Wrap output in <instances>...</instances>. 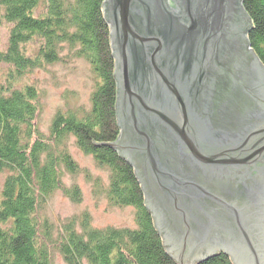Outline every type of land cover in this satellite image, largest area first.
Wrapping results in <instances>:
<instances>
[{"label":"water","instance_id":"1","mask_svg":"<svg viewBox=\"0 0 264 264\" xmlns=\"http://www.w3.org/2000/svg\"><path fill=\"white\" fill-rule=\"evenodd\" d=\"M102 12L119 118L106 144L133 167L164 249L177 264L221 251L264 264V62L241 0H103Z\"/></svg>","mask_w":264,"mask_h":264},{"label":"trees","instance_id":"2","mask_svg":"<svg viewBox=\"0 0 264 264\" xmlns=\"http://www.w3.org/2000/svg\"><path fill=\"white\" fill-rule=\"evenodd\" d=\"M44 1L49 4L48 12L46 11L48 14L43 12L46 16L41 19L42 16L35 15L36 11L40 10L39 0H0V17L4 18L5 16L4 20L16 23V27L12 29L11 45H8L6 51L0 49V63L14 64L17 71L20 72L31 69L26 62L33 64L32 62H36V60L27 59L24 56L25 50L21 51L30 37L45 39H42L44 50H40V55L44 57L37 60L38 62L41 60L49 63L57 61L59 53L56 45L58 46L59 42H75L80 44L81 48L84 44L92 42L93 45L98 46L101 52H106L104 55L107 57L106 64L111 60L108 47L109 35L104 29L106 22L102 12L103 0ZM74 1L78 2V7L75 6ZM247 2L251 5L255 14V22H257L256 28L251 32V39L256 46H262V53H264V0H247ZM3 7L7 9L4 16ZM94 54L101 53L95 51ZM101 62L105 63L104 60ZM106 70L105 76L108 77V81L97 93L96 98L102 100L105 98L104 95L109 97L103 99V104L96 102L98 115L94 116V122L81 121L76 116L58 119L55 122L56 130L54 129L52 138L47 141L46 138L39 137L38 142L30 149L29 139H32L35 134L32 121L36 108L33 103L29 104L30 100L35 97L33 88L27 89L26 92L19 90L20 92H16L17 97L10 100H0V131L2 133L0 137V175L8 167L11 168V171H15V174L5 179L3 185L0 198V220L8 219L12 215L16 225V236L11 237L10 232L9 236L0 233V264H49L38 253L39 243L37 245V240L40 239V227L36 223L37 221L28 216L34 206V196L32 189L26 191L25 184L31 186L30 183L33 181L37 182L38 179L54 176L53 167L57 166L55 162H59V160L56 161L52 156L53 153L48 150L55 149L60 145L57 141L63 139L67 131L73 133L78 131L79 142L85 144L89 150H101L103 162L111 164L113 168L116 165L119 169L117 172L122 168L123 162L116 152L108 145L106 146V142L116 138V131H113L110 126L112 115L108 118V111L103 106L104 102H111L110 96L113 97L115 93L112 75L108 73L111 69L107 65ZM103 109H105V113L99 115ZM99 140L103 141L102 144L96 145L100 143L96 142ZM28 149L32 150L31 154ZM42 149L43 151H41ZM45 152H48L49 155L45 157V163L42 166L39 156ZM124 168L128 173L124 177L127 187L126 189L121 188L122 192L119 190L118 192L123 202L134 201L137 204L136 220L140 224L138 229L132 232L127 231V233L121 231L115 233L116 231L112 229L113 234L106 238H104V234L97 235V237L90 236V240H83L80 235L73 233L70 235L73 225L69 226L71 229L67 231V234L69 233L68 240L71 244L66 243L63 246L68 264H81L83 258H87L90 264H177L170 262L168 254L165 252L166 248L161 252L164 246L157 236L153 219L142 201V191L135 175L130 167L124 165ZM119 173L121 174V172ZM37 183H42L43 188L47 189L48 185L45 180ZM23 185L24 188H22ZM136 195L142 199L134 198ZM85 228L88 229L89 226L83 227L82 230H86ZM109 237L112 238L108 240ZM114 249H117V252L114 253ZM220 257L217 258L226 264ZM215 261L209 260V262L201 264H216Z\"/></svg>","mask_w":264,"mask_h":264},{"label":"rangeland","instance_id":"3","mask_svg":"<svg viewBox=\"0 0 264 264\" xmlns=\"http://www.w3.org/2000/svg\"><path fill=\"white\" fill-rule=\"evenodd\" d=\"M69 2L71 4V1ZM39 3L40 10L36 11L37 14L35 15L42 16L41 19H44V16L48 14L46 11L48 12L49 4L44 0H39ZM241 3L256 26L257 22H255V14L251 5L248 4L247 0H241ZM74 4L78 7L77 1H74ZM2 10L3 16L6 15L7 9L3 7ZM4 18L0 17V49L2 51H6L8 45H11V41L13 40L12 29L16 27L15 22L4 20ZM104 29L109 35L108 47L111 57V60L107 64V57L104 56L106 52H101L98 46L93 45L92 42L84 44L82 48L80 44H76L75 42H59V45H56L57 52L59 53L57 61H54V63L42 60L38 62L37 60L44 57L40 55V50H44L42 44L45 39L42 38V40L40 37H30L21 50H25L24 56L27 59L36 60V62H32L33 64L26 62L31 69L20 72L17 71L14 64L0 63V100H10L15 96L17 97L16 92H26L31 87L34 90L33 94L35 97L30 100L29 104L33 103L36 108L32 121L33 127H35V134L32 139H29V149L38 142L39 137L41 139L46 138L47 141L52 138L53 131L54 129L56 130L55 122L58 119H68L76 116L81 121L94 122V116L98 115L96 102L103 104V99L109 97L104 95L105 98L102 100L101 98L99 100L96 98L97 93L108 81V77L105 76L107 72L106 65L111 69L108 73L112 75L115 93L113 97L110 96L109 100L111 102H104L103 106L108 111V118L112 115L110 126L113 131H116L115 135L117 137L119 133V118L116 112L117 86L113 73L114 62L110 43V29L107 23ZM254 29H249L247 33L249 43L264 62L262 46H256L251 39V32ZM95 51L101 54L95 55ZM102 60L105 63L101 62ZM40 63L42 65H39ZM106 101L108 100L106 99ZM104 113L105 109L99 112V115ZM1 136L2 133L0 131ZM57 143L60 145L55 149L48 150L53 153L52 156L55 157L56 161L59 160V162H55L57 166L53 167L54 176H47V179H38L37 181L43 182L45 180L46 185H48L47 189L43 188L42 183L34 181L30 183L31 186L25 184V187L26 191L32 189L34 196V206L31 208L28 216L37 221L36 223L40 227V239L37 240V245L39 243V255L44 257L49 264H68V260L63 252V246L66 243L71 244L68 240L69 233L67 234V231L71 229L69 226L73 225L70 235L71 233L80 235L83 240H90V236L97 237V235L101 236L104 234V238H106L113 234L112 229L116 231L115 233L120 231L127 233V231L132 232L138 229L140 224L136 220L137 204L134 201L123 202L118 192V190L121 191V188L126 189L127 187L124 177L128 173L125 172L124 165L130 167L141 191L142 188L131 164L120 156L112 145L106 144V146L108 145L116 152L123 162L122 168L119 171L121 174L117 172L119 169H117L116 165L113 168L111 164L103 162L101 150H89L85 144L83 145L79 142L78 131L76 133L67 131L65 137L59 139ZM31 152L32 150H29V154ZM48 155L49 153L45 152L39 156L42 166L45 163V157ZM12 174H15V171H11V168L8 167L0 175V198L5 179ZM22 188H24V185ZM15 198L18 199V197ZM134 198L142 199L138 195ZM148 212L150 213L149 210ZM11 216L8 219L0 220V233L9 236L10 232L12 237L16 236V225L14 222L15 218ZM86 226H89V228L82 230ZM112 237H109L108 240ZM163 251L164 248L161 252ZM115 252H117V249ZM168 257L170 262H174L169 254ZM217 257L223 259L226 264H231L224 251L205 258L197 264L209 262V260H216V264H223ZM81 264L90 263L87 258H83Z\"/></svg>","mask_w":264,"mask_h":264}]
</instances>
